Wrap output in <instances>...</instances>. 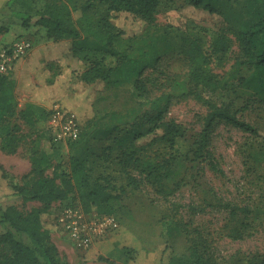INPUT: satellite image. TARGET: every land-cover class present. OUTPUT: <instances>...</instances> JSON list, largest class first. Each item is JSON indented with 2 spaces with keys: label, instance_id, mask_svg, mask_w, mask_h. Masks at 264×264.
I'll list each match as a JSON object with an SVG mask.
<instances>
[{
  "label": "rangeland",
  "instance_id": "374dc122",
  "mask_svg": "<svg viewBox=\"0 0 264 264\" xmlns=\"http://www.w3.org/2000/svg\"><path fill=\"white\" fill-rule=\"evenodd\" d=\"M223 1L232 5L239 18L250 19L260 9L257 0ZM45 2L16 0L14 7L24 10L38 8ZM74 14L77 15L76 12ZM221 22L219 14H211L184 0H160L155 23H129L120 19L117 25L128 33L140 31L144 38L166 33L175 39L180 30L195 31L202 36L204 48L211 52L215 32ZM0 24L3 28L0 52L6 50L10 53L12 44L25 37L32 41L33 47L24 58L42 48L38 57L61 56L62 63L70 70L81 67L84 58L101 60L106 66L117 63V57L107 53L91 38L81 50L73 53L71 38H66L62 46L49 37L44 26L28 29L16 16L2 19ZM3 36L5 38L1 39ZM157 43L162 44L161 41ZM236 56L235 42H231L224 54L211 55L206 71L222 80L223 85L217 89L190 81L187 77L188 62L177 51L162 53L156 67L146 68L139 75L149 96L170 93V106L164 118L178 124L181 135L175 139L179 167L169 184L172 185L174 180L180 184L168 196L158 194L145 181L137 189L129 187L117 171L118 165L113 159L117 151H113L105 172H112L116 186L112 191L116 195L111 203L113 213L120 221L115 232L120 255L110 258L109 264H190L192 247H196L206 260L208 258L207 264H241L248 258H259L264 262V99L238 83L232 70ZM37 66L30 80L18 89L16 114L9 118V127L17 136V140L12 142L15 151L3 149L0 141V165L11 182H30L40 170L49 175L68 170L70 141H54L50 127V116L56 106L73 111L81 132H84L95 120L97 111L121 109L124 102L131 99V86H103L101 94L104 98L91 107L95 87H85L71 74L49 91L40 86L47 70ZM34 86H40L36 92L32 90ZM206 100L230 103L240 119L252 124L258 133L219 120L211 129L204 156L193 159L199 132L209 112ZM27 102H30V122L17 115ZM127 128L129 126H125ZM108 141L107 138L102 141L92 139L90 143L98 150ZM157 146L166 150L162 143ZM103 162L104 159H98V170L102 169L101 164L106 165ZM79 196V192H73L64 203L79 201ZM64 203L53 202L43 213L44 226L49 230L59 228L53 217L59 204ZM9 205L31 209L39 207L40 203H24L19 195L0 194L1 210ZM239 207L245 209L241 211ZM4 229L0 223V233ZM238 230L241 234L236 236Z\"/></svg>",
  "mask_w": 264,
  "mask_h": 264
},
{
  "label": "trees",
  "instance_id": "16d2710c",
  "mask_svg": "<svg viewBox=\"0 0 264 264\" xmlns=\"http://www.w3.org/2000/svg\"><path fill=\"white\" fill-rule=\"evenodd\" d=\"M15 1L0 0V22L5 17L16 16L23 27L44 26L49 37L62 46L66 38H71L73 53L81 50L91 38L107 53L117 57V63L106 66L101 60L84 58L81 67L70 70L62 63L61 56L38 57L42 48L28 58L23 56L14 60L12 73H0V141L3 149L15 151L12 142L17 136L9 127V118L16 114L18 89L30 80L37 65L47 70L40 86L49 91L71 74L85 87H95L91 107L104 98L101 94L103 86L132 87L131 99L126 100L121 109L97 111L93 123L84 132L80 129L79 137L69 142L67 171L49 175L40 170L30 182L18 183L9 181L0 165L1 195H19L24 203H40L39 207L31 209L15 205H9L3 211L0 208V223L5 227L0 233V264H70L60 254L50 230L44 226L43 213L53 202L64 203L73 192H79L80 200H68L64 204L78 205L85 211L99 214L113 213L111 200L116 195L112 192L116 186L112 172H105L113 151H117L113 159L127 186L137 189L145 181L163 196L172 195L179 187L180 181L177 180L169 184L179 167L175 139L181 135V127L164 118L170 106V93L149 96L143 79L139 77L146 68L156 67L162 53L177 51L182 54L188 62V79L217 89L223 85L222 80L208 73L206 66L213 53L224 54L231 42H235L237 56L232 70L238 83L264 99V0H257L260 9L250 19L239 18L232 5H226L223 0H184L196 8L221 16L211 52L204 48L202 36L195 31L180 30L175 39L166 33L144 38L140 31L128 33L117 25L120 19L129 23H155L160 0H46L41 7L25 10L16 9ZM2 32L0 24V34ZM158 41L162 44L159 45ZM40 86H34L33 92ZM206 104L209 112L199 132L193 159L204 156L211 129L219 120L258 133L252 124L240 119L230 103L206 100ZM29 111L30 102H27L17 115L30 122ZM125 126L129 128L125 129ZM106 138L108 143L98 150L90 143L92 139L102 141ZM161 143L166 146L165 151L155 147ZM98 159H104L106 163L101 164V170L97 168ZM239 209L243 211L245 208ZM236 233V236L240 235L241 230ZM207 262L208 258L206 260L196 247L191 248L190 264ZM241 264L264 262L259 258H248Z\"/></svg>",
  "mask_w": 264,
  "mask_h": 264
},
{
  "label": "built area",
  "instance_id": "2783aa9c",
  "mask_svg": "<svg viewBox=\"0 0 264 264\" xmlns=\"http://www.w3.org/2000/svg\"><path fill=\"white\" fill-rule=\"evenodd\" d=\"M33 47L29 38L16 40L10 49L0 52V73L11 69L14 60L25 56ZM50 127L54 141L76 140L80 134V123L76 114L56 106L50 116ZM56 225L73 241L76 248L87 250L98 240L105 239L120 227L119 218L113 213L99 214L85 211L78 205L59 204L54 213Z\"/></svg>",
  "mask_w": 264,
  "mask_h": 264
},
{
  "label": "crops",
  "instance_id": "0c3cea01",
  "mask_svg": "<svg viewBox=\"0 0 264 264\" xmlns=\"http://www.w3.org/2000/svg\"><path fill=\"white\" fill-rule=\"evenodd\" d=\"M10 17H5L7 19ZM28 29H32L28 27ZM3 36L1 39H4ZM32 53L30 54V56ZM51 238L56 244L60 254L70 264H109V259L120 255L117 250V233H112L105 239L98 240L87 250L75 247L73 241L60 228L50 229Z\"/></svg>",
  "mask_w": 264,
  "mask_h": 264
}]
</instances>
